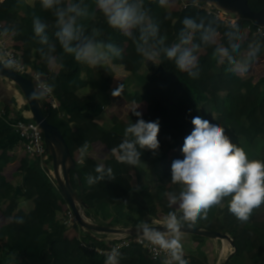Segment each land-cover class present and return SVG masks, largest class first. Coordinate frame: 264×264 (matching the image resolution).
Here are the masks:
<instances>
[{
    "label": "trees",
    "instance_id": "16d2710c",
    "mask_svg": "<svg viewBox=\"0 0 264 264\" xmlns=\"http://www.w3.org/2000/svg\"><path fill=\"white\" fill-rule=\"evenodd\" d=\"M253 12H259L264 8V0H247ZM67 3V0H64ZM61 4V7L64 6ZM72 3L86 10L89 15L77 17L76 24L82 26L81 37L91 38L103 45H113L119 50L120 55L104 48L108 56L115 64H123L127 71L131 72V83L134 90H126L124 96L127 100L136 103H151V113L154 121H159L163 128L172 130L183 127L192 131L191 120L200 116L211 123L224 128L225 134L231 142L244 150L247 158L264 162V126L259 123L255 109L264 105V78H261L249 92L246 91L242 79L233 74L231 67L240 62L244 66L252 64L258 52L264 45V36L257 34L259 24L251 18L242 16L236 25L226 24L213 14H209L195 5L181 8L178 11L168 12L161 7L159 0H143L144 8L148 11L154 24L159 28L155 39L148 42L146 47L160 51L157 58L159 63L151 71L144 69L147 58L136 51L134 38L138 37L133 32V38L125 36L121 31L111 28L102 13L95 8V0H72ZM23 11L25 16L20 20H11L17 13ZM192 18L202 27L191 34L190 44L185 47L196 49L206 48L207 57L204 55L198 59L199 75L190 77L187 72H182L176 67L174 61L168 60L163 55V48L179 43L180 33L183 30V19ZM44 23L47 27L45 35L48 42L41 43L40 37L35 35L34 19ZM7 20L1 29L7 33H14V39L22 42L25 60L33 68L48 76V82L60 99L58 109L44 110V113L53 126L61 133L69 150L72 167L69 170L70 187L75 195L88 209L94 210L103 221H109L108 226L116 224L128 226L130 223L137 226L139 223L132 217L137 210L143 214L155 215L157 211L150 212L141 208L142 201L138 199L137 188H131L128 193L123 194V184L118 178L124 177L128 180L132 176L126 171L124 165L117 159H108L104 163L105 171L112 169V177L105 175L103 180L94 184H88L87 178L91 174L97 176L96 164L87 156L93 143L99 141L106 131L104 127L96 123L104 106L109 102V94L113 74L101 67L90 68L89 65L75 60L74 56L64 52L54 33L58 30L56 17L53 10H46L38 0L34 5H28L19 0H6L0 6V20ZM211 30L215 35L220 34V44L206 43L202 36ZM246 30L250 34L245 37ZM106 35V37L104 36ZM188 34L187 32L185 33ZM163 38V42L160 40ZM127 43L125 51H121L119 42ZM221 47L225 48L226 57L224 64L219 66ZM249 52V55H243ZM35 57L38 62L33 60ZM61 67L65 79L59 85L54 79L49 66L52 60ZM213 73L210 75V73ZM86 74L84 76L83 74ZM165 76H170L182 83L191 101L185 106L176 105L171 97ZM28 77V76H27ZM221 82L228 87V94L220 97L210 88L212 83ZM86 86H90L88 95L80 96L78 92ZM60 88L61 94L58 89ZM29 111V107L27 106ZM63 114V116H61ZM129 124L113 119V126L109 131L123 136L124 130ZM9 126H0V208L4 200H9L10 205L17 208L14 196L15 187L8 182L1 170L14 159L7 149L1 148L3 134L9 130ZM11 130V129H10ZM48 142V140H47ZM81 152L82 163L76 158V152ZM183 159V157L181 158ZM53 160L48 155L47 160H30L29 166L23 176V197L33 199L35 208L29 214L19 210L14 220L0 228V239L8 237L7 248L3 250L0 246V264H7L10 257L16 256L19 264H101L106 256L95 251L97 247H105L103 242L95 240L91 235H83L81 246L78 240L70 242L66 238V226L63 225L61 214L64 205L67 204L63 193L60 191L56 180L52 176L49 163ZM162 162L157 152L141 150V158L135 165L139 173H146L145 165H153ZM162 163L160 174L171 180V164ZM179 189L181 185L176 184ZM94 187H100L107 192L118 195L117 200L108 197L89 198L85 191ZM159 206L161 211L169 215L176 213V209L170 205L168 193L175 194L164 186L159 187ZM146 197L151 194L145 192ZM231 197L223 199L221 204L210 207L202 212L193 221L183 220L180 223L200 227V222L218 226L216 231L227 233L233 237L238 247L241 243H247V248L240 255L235 252L227 264H245L248 253L252 250L249 233H255L264 245V221L259 218L264 212V202L254 208L245 221L237 218L229 211ZM135 205V206H133ZM128 216V217H127ZM239 232H243L239 236ZM202 238L201 236H195ZM91 245V248L88 247ZM146 252L137 245L123 248L119 251V264H146L148 256ZM147 255V254H146ZM186 264H207L208 259L204 252L199 251L196 256H182ZM255 264H264V259L255 258ZM176 264H179L177 261Z\"/></svg>",
    "mask_w": 264,
    "mask_h": 264
},
{
    "label": "clouds",
    "instance_id": "9594fccd",
    "mask_svg": "<svg viewBox=\"0 0 264 264\" xmlns=\"http://www.w3.org/2000/svg\"><path fill=\"white\" fill-rule=\"evenodd\" d=\"M169 0H159L161 7L168 4ZM41 0V5L46 10H53L56 17L58 30L54 33L56 40L65 53L74 56L75 60L89 66H100L105 60L103 49L119 56V50L111 44L103 45L91 38L81 41L82 26L76 24L77 17H86L89 13L78 5L67 0ZM95 8L106 19L107 24L121 31L125 36L133 38V32L138 37L134 38L136 51L149 61H154L160 56V51L152 50L146 45L158 35L159 28L153 23L148 11L144 8L143 0H95ZM183 30L180 33L179 43L163 48V55L168 60L174 61L176 67L187 72L190 77L199 75L197 56L194 48L185 47L190 44L191 34L202 26L194 19L185 17L182 21ZM35 35L40 37L41 43H47L45 35L46 25L39 18L33 21ZM188 33L187 35L185 33ZM215 34L208 30L202 36L206 43L213 42ZM160 42H163L161 38ZM4 67L14 66L12 60L4 61ZM120 87V86H119ZM119 89V88H118ZM118 89L113 95L118 94ZM46 91H51L48 87ZM44 92H33V99H40ZM137 121L130 123L124 130V139L113 148L112 152L119 162L136 165L141 158V150L147 149L155 153L160 143L158 133L159 121H145L141 113L134 111ZM193 129L184 138L181 148L183 159H175L171 164V181L182 186L179 195L168 193L170 205L178 204L182 216L178 219L176 213H169L167 228L174 238L166 239L165 235L143 224V235L152 243L170 252L173 260L179 264H186L182 259L180 238V220L195 221L197 217L206 212L210 207L219 205L226 197H231L229 211L237 218L245 221L252 210L264 202V162L249 160L243 149L231 142L220 125L209 122L200 116L192 118ZM97 176L91 174L87 178L88 184H94L105 178L112 177V169L106 171L103 166L95 169ZM119 251L113 248L107 254L105 264H118Z\"/></svg>",
    "mask_w": 264,
    "mask_h": 264
},
{
    "label": "crops",
    "instance_id": "0c3cea01",
    "mask_svg": "<svg viewBox=\"0 0 264 264\" xmlns=\"http://www.w3.org/2000/svg\"><path fill=\"white\" fill-rule=\"evenodd\" d=\"M19 1L26 3L28 5H34L38 0H19ZM199 2L202 4L216 5L227 11L224 7L220 6L217 1L206 0ZM165 9L168 12L180 10L181 9L180 0H169L168 4L165 6ZM230 12H228V16L233 19H236V24H237L238 20L242 17V15L234 10ZM24 16H25L24 12L20 11L19 13H17L16 17L13 16L11 20L12 21L15 19L20 20ZM6 22L7 20L5 19V24ZM33 27H34L33 24L32 25L30 24L28 26V28H33ZM5 33L9 43L19 51L23 52L25 56V53L22 49V42L16 41L14 39V35H13L14 33H7V32ZM249 34H250L249 30H246L244 38L245 39L248 38ZM104 36L106 37L105 34ZM220 38L221 35L216 34L213 43L219 45ZM83 40L84 38L81 37V41ZM118 44L120 46L121 51H125L128 45L127 43L121 41ZM190 48L193 47L191 46ZM103 51L105 53V60L102 62V65H100L99 67L103 68L105 71L111 72L113 74V78L111 81L110 91H108L110 102L103 107L100 116L95 121L96 123L104 127L106 131L103 133V137L99 141L93 143L89 152L87 153L88 158H90L96 164V166H104L105 161L108 159H117L116 156L113 154L112 149L118 147V145L122 142L124 138L123 136H121L116 132L109 131V129H111L113 126V119L115 117L127 124L134 123L137 121L138 117L135 116L133 112L137 111L141 113V117L139 118H143L145 121H154V116L151 113V103L132 102L127 100L124 96V92H126V90H134V87L131 83V72L127 71L123 64H115L112 61V59L108 56L107 51L105 49H103ZM194 55L197 56V60L202 55L207 57L206 48H199V49L194 48ZM243 55H249V52H243ZM225 57H226L225 48L221 47L220 60L218 63L219 66L224 64ZM33 60L35 62H38V60L35 57H33ZM158 63H159L158 59L154 61H149L147 59L146 63L144 64V69L146 71H151L153 68H156L158 66ZM33 65L37 66V64H33ZM33 65L31 66L33 67ZM89 67L95 68L98 66L95 67L89 66ZM49 69L53 74H55L54 79L60 85L61 82L65 79L64 72L61 69V67L55 62L54 59L52 60ZM231 71L233 72V74L239 76L242 79L246 91L249 92L252 86H254V84H256L261 78H264V45L261 48V50L258 52L256 60L252 64L248 66H244L240 62H237L235 63V65L231 67ZM182 72L183 71H181V73ZM212 74L213 73L211 72L210 75ZM83 75L86 76L85 73ZM165 81L167 82L169 91L171 93V97L176 105L181 106L180 103H178L179 101H181L180 97L181 99H184L182 101H184L185 103H188L187 101L189 102L191 101V98H189L187 95L185 86L182 83H180L177 79L172 78L170 76H165ZM12 83H16V82H14L12 79L0 73V110L3 111L6 115V117H3V119L0 121V126L6 125L7 128L9 126V128L11 129V130L10 129L6 130V133L3 134L1 141V148L7 149L9 154L14 157L13 161L7 164L4 168H2L1 172L6 177L8 182H10L15 187L14 196L17 201V208L12 207L10 205L9 200H4L3 203L1 204L0 220L2 223L0 222L1 223L0 228L10 224L14 220L19 210H22L26 214H29L35 208V203L33 199L28 200L23 197V193L25 191L23 176L25 174L26 169L29 166L30 159L26 155L22 147V144L19 141L18 136L14 133L13 129L10 126L18 119H21L24 116L26 117L30 116L31 111L27 110L28 101L23 90L21 89L20 91H18L16 88L12 86ZM1 84H4V87H1ZM227 87L228 86L226 84H223L221 82L212 83L210 86L211 90L217 93L220 97H223L226 94H228ZM117 89H118V94L113 95L112 94L113 91ZM58 91L59 94H61L60 88L58 89ZM91 91L92 90L90 86H86L83 89H81L78 92V94L80 96H85L88 95ZM255 115L259 123L264 126V105L257 107L255 109ZM159 126H160V131L158 133V140L160 143V147L156 152L158 158L162 159V162L159 161L160 164L168 163L169 161L171 160L174 161L175 159H181L183 157L181 148L184 143V138L191 133V130L185 128V124L181 128L172 129V130L165 129L161 125ZM57 138H58L57 134L54 135L51 133L47 143L50 154H53L50 150V146H49L50 144H53L57 148V155L53 154L55 157H57V161L56 163L54 162L51 172L53 178L56 180V183H58L57 185L59 186L60 191L63 193L62 188H64L66 183L63 174L64 168L62 166L60 158L62 157L61 155H63L65 150L64 152L63 151L61 152V145L58 142L59 138L58 139ZM171 138L173 139L174 142H171L169 140ZM171 152L173 156L168 155V153ZM263 156H264V151H263ZM76 158L80 163L83 162L80 151L76 152ZM69 161L70 160H68L66 163V168L68 171L72 167V163L70 161L71 166L69 168ZM58 163L60 164L61 167L62 179L58 176L56 170V166ZM122 164L124 165L126 171L132 176L131 180H128L124 177L118 178V182L123 184L122 192L123 194H125L128 193L131 190V188L134 189L137 188V191H139L137 197L139 201H142L140 207L143 208L145 212H147L146 210H150V212L157 210L161 211L158 200V196H159L158 189L160 186H164L168 188L169 190L173 191L177 196L179 195L181 189H179L177 185L173 183L171 180H169L167 177L161 175L160 171L158 176L156 175L157 177L153 175L151 169L153 165H145L143 168L146 170V173H139L135 165H129L127 163H122ZM68 178H69V172H68ZM146 191L151 194L150 198L146 197L145 195ZM85 194L89 198L108 197L109 199H113V200H117L119 198L118 195H113L107 192V190L101 189L100 187H94L92 189H88L85 191ZM73 196L77 204V207L81 208V212H85V214L88 212L96 224L108 226L107 223L109 221H103V219L100 216H98V214L94 215V210L88 209L75 195ZM172 206L176 209L177 211L176 215L179 219L182 216L181 210L176 205H172ZM68 209L71 208L69 207L67 202V204L64 205L63 213L61 214V217H63L64 213ZM136 212L138 211L135 210L133 212L134 216ZM164 216L165 218L163 219V222L165 225H167V219L169 215L165 214ZM260 216L259 218L262 220ZM91 218L89 219L87 218V219L92 220ZM144 219L149 222L148 223L138 222L139 225L137 226H142L143 224L154 225L156 222V221L154 222V220H149V218H144ZM153 219H155V217ZM181 221L183 220L181 219L180 222ZM134 226L135 225L130 223L128 226H123L122 228H118V229L127 230ZM200 228L216 231L218 226L216 225L214 226L212 225V223H207L206 220H203L200 222ZM86 234L91 235L95 240L99 242H103L105 247H107L108 244L114 242L117 238L121 236V234L119 233H99V232L91 231L87 228H84L80 224H77V226L75 224L73 228L67 229L66 238L71 243L74 242L75 240H78L79 243H84L82 239H83V235ZM242 234L243 232H239V236H241ZM168 235H170L169 236L170 239L174 238V234L170 233ZM248 235L252 244V250L248 253L245 264H254L255 258L257 257L261 259L264 258V245L262 244V242L255 233L250 232ZM195 236H199V235L180 233L179 242L181 244L182 256H196L199 253V251H202L207 256L208 259L207 264H221L222 260L227 258L225 257L227 255L226 253L229 252L235 253L238 251L237 254L240 255L242 252L245 251V249L248 246L247 243L245 242L241 243L238 247L234 243L235 244V249H234L231 246L230 242L228 241L230 248H228V250H224V240L208 238L204 236H201L202 238H196ZM7 241H8V237H5L4 239H0V246L3 250H6L7 248ZM88 247H91V245H88ZM233 254L231 255V257L233 256ZM145 256L148 255L145 254ZM7 264H19V262L17 261V257L16 256L10 257ZM101 264H105V261H103ZM118 264H119V257H118ZM146 264H156V263L153 262L148 256V261Z\"/></svg>",
    "mask_w": 264,
    "mask_h": 264
},
{
    "label": "built area",
    "instance_id": "2783aa9c",
    "mask_svg": "<svg viewBox=\"0 0 264 264\" xmlns=\"http://www.w3.org/2000/svg\"><path fill=\"white\" fill-rule=\"evenodd\" d=\"M5 1L6 0H0V5H2ZM189 5H195L196 7L207 11L209 14H213L226 24L236 25V19L229 17L228 12L221 7L212 4H202L200 2L191 3L187 0H180L181 8H187ZM4 26L5 21L0 20V63L4 65V61L12 60L14 62V66L11 67V69L25 77L28 76L27 78H30L33 81L36 92L39 91L45 93L39 99L43 113L44 110L58 109L60 106V99L48 82V76L43 75L41 72L29 65L25 60L23 52L19 51L9 43L6 33L1 30ZM258 26L259 28L257 30V34L264 35V25ZM48 87L51 88V91H46ZM61 116H63V114H61ZM3 117H6V115L0 110V121ZM10 126L14 133L18 136L23 149L30 160H47L50 152L48 150L44 132L40 124L32 117V114L31 117L24 116L23 118L16 120ZM79 209L81 213V208ZM62 220L63 225L66 226L67 229L73 228L75 224L78 223L76 215L71 209H68L64 213ZM164 235L166 239L170 240V237L167 236V234ZM80 245L84 246L83 243ZM133 245L140 246L149 258L156 264H176V261L172 259L169 251L152 243L145 236L135 237L130 234H121L119 238L108 244L107 247H97L95 248V251L107 256L113 248H117L118 251H120L123 248H128ZM90 249L92 248L90 247Z\"/></svg>",
    "mask_w": 264,
    "mask_h": 264
},
{
    "label": "water",
    "instance_id": "95a60500",
    "mask_svg": "<svg viewBox=\"0 0 264 264\" xmlns=\"http://www.w3.org/2000/svg\"><path fill=\"white\" fill-rule=\"evenodd\" d=\"M187 1L193 3V2L206 1V0H187ZM207 1H217L218 4L222 7H224L225 9L227 8L231 11L234 10V11L240 13L244 17L251 18L256 24H259V25L264 24V8L259 12H253L250 9L247 0H207ZM0 73L5 75L6 77L12 79L13 81L17 82L21 86L23 92L26 95V98L28 101V106H29V109L31 111L32 117L35 119V121L37 123L40 124V126L43 129L44 136L46 139V143H47V140L50 137L52 131L57 132L59 140L63 143V145L65 147V152L62 155L61 163H62V166L64 168L63 174H64L66 184H65L64 188H62V190H63V195H64L65 199L67 200L69 207L71 208V210L76 215L78 224H80L84 228H87L91 231H95V232H99V233L130 234L131 236H135V237L144 236L143 231H142L143 225L142 226H134V227L127 229V230H122V229L113 228V227H109V226L84 222V220L82 218L83 215L80 213V209H79V207H77V204L75 202V199H74L71 187H70V181L68 178V172L69 171L66 168V163L68 160H70L68 147L65 144L63 137H62L61 133L58 131V129L55 126H53L51 123H49L47 117L43 113V110H42L41 105L39 103V99L37 100V99L32 98L33 92H36L33 81L30 78H27V77L15 72L11 68L4 67V65L1 63H0ZM47 145H48V143H47ZM51 156L53 157V160L56 163L57 158L53 154H51ZM148 226L155 229L158 232L163 233V234L171 233L170 230L167 228V225H160L159 224V225H148ZM179 231H180V233H189V234L204 236V237H208V238L227 240L230 242L231 246L235 249V244L233 242V239L227 233H223L220 231H214V230H207V229H203L200 227L190 226V225H186V224H182V223H180ZM233 253L234 252H232L226 258L224 264H226L229 261V259L231 258V255Z\"/></svg>",
    "mask_w": 264,
    "mask_h": 264
},
{
    "label": "rangeland",
    "instance_id": "374dc122",
    "mask_svg": "<svg viewBox=\"0 0 264 264\" xmlns=\"http://www.w3.org/2000/svg\"><path fill=\"white\" fill-rule=\"evenodd\" d=\"M226 10H227V12H230L231 10H229V9H227L226 8ZM231 13V12H230ZM232 15V14H231ZM15 82V81H14ZM12 86L14 87V88H16L18 91H20L22 88H21V86L16 82V83H12ZM1 87H4V84H1ZM180 100L181 101H179L178 103H180V105L181 106H185V105H187L188 103H185L184 101H182V100H184V99H181V97H180ZM188 102V101H187ZM30 111V110H29ZM30 116H31V114H30ZM30 116H28V117H30ZM171 142H174L173 141V139L171 138V139H169ZM169 141V142H170ZM49 155H51L50 153H49ZM168 155H170V156H173L172 155V152L171 153H168ZM62 160V157L60 158V161ZM53 164H54V160H52L50 163H49V168H50V171H51V169H52V167H53ZM70 166H71V163H70V161H69V168H70ZM160 168H161V164L160 163H157V164H154V166L153 167H151V169H152V173H153V175L155 176V177H157L158 176V174H159V171H160ZM157 175V176H156ZM158 179V178H157ZM58 184V183H57ZM176 206L178 207V204H176ZM179 208V207H178ZM82 213V215H85L88 219L89 218H91V216H90V214L87 212L86 214L88 215H86L85 214V212H81ZM135 214V213H134ZM94 215H95V213H94ZM165 214H163V212L162 211H160V210H158V213H156L155 215H152V216H154L155 217V219H153L154 217H152L150 214H143V213H140V212H136V214H135V216L134 215H132V217L134 218V219H136V221L137 222H139V223H148L149 221H146L144 218H149V220H154V222H155V224L154 225H165L164 224V222H163V219L165 218V216H164ZM261 216V218H262V220L264 221V212H262L261 214H260ZM93 216V215H92ZM128 217V216H127ZM87 219V220H88ZM92 220H89V223H92V224H96L95 223V221L93 220V218H91ZM145 220V221H144ZM0 222H1V220H0ZM2 223V222H1ZM0 223V224H1ZM78 224V223H77ZM77 224H76V226H77ZM106 225V224H105ZM153 225V224H152ZM124 225L123 224H116V225H114V226H112L113 228H122ZM170 234V233H169ZM167 236H170V235H168L167 234ZM227 255L225 256V257H228L230 254H231V252H229V253H226ZM264 259V258H263ZM262 259V260H263ZM225 260L226 259H223L222 260V263L221 264H224V262H225ZM255 264V263H254Z\"/></svg>",
    "mask_w": 264,
    "mask_h": 264
},
{
    "label": "bare ground",
    "instance_id": "6f19581e",
    "mask_svg": "<svg viewBox=\"0 0 264 264\" xmlns=\"http://www.w3.org/2000/svg\"><path fill=\"white\" fill-rule=\"evenodd\" d=\"M52 134L56 135L57 132L56 131H52L51 132ZM52 139V138H51ZM56 139V138H55ZM58 139V138H57ZM52 141V140H51ZM54 141V140H53ZM55 142V141H54ZM58 142L59 144L61 145V152L65 150V147L63 145V143L58 139ZM51 143V142H50ZM56 144V143H55ZM50 150L53 154L57 155V148L53 145V144H50ZM59 150V149H58ZM60 152V151H59ZM62 156V155H61ZM57 158V157H56ZM56 170H57V173H58V176L62 179V173H61V167H60V164L58 163L57 166H56ZM83 220L84 222L86 223H89V220H87V218L85 217V215H83ZM229 247V243L228 241L224 240V250H228Z\"/></svg>",
    "mask_w": 264,
    "mask_h": 264
}]
</instances>
